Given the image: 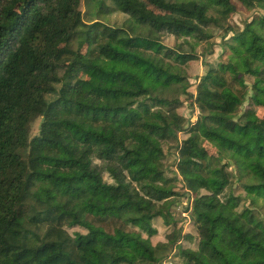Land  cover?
<instances>
[{
    "label": "trees",
    "instance_id": "obj_1",
    "mask_svg": "<svg viewBox=\"0 0 264 264\" xmlns=\"http://www.w3.org/2000/svg\"><path fill=\"white\" fill-rule=\"evenodd\" d=\"M81 1L0 0V264H162L175 248L183 264H264V0H238L261 11L242 28L234 0H85L88 20ZM113 11L124 22L100 19ZM218 32L190 122L156 90ZM178 183L193 246L153 243Z\"/></svg>",
    "mask_w": 264,
    "mask_h": 264
},
{
    "label": "rangeland",
    "instance_id": "obj_2",
    "mask_svg": "<svg viewBox=\"0 0 264 264\" xmlns=\"http://www.w3.org/2000/svg\"><path fill=\"white\" fill-rule=\"evenodd\" d=\"M108 1V0H106ZM236 4V10L230 15L228 22L229 24L242 28L243 25L257 18L261 11L258 8H246L244 7L238 0H234ZM253 4H257L253 2ZM146 6L151 8L155 12H158L153 6L146 2ZM87 6L85 0L81 1L80 10L84 14V18L86 20L91 17L90 13L87 12ZM100 19L112 25H119L126 19V15L113 11V13H102L100 15ZM222 32H218L219 38H215V44L213 46V50L211 54H202V46L196 47V57L187 61L184 65V72L186 74V80L179 84H173L166 89H157L156 94L161 97H166L168 99L178 98L181 101L180 107H178L177 111L182 114L188 121L194 122L196 117L198 116V111L195 107L191 105L192 95L195 93V85L197 83V78L201 76L207 69V64L214 65L220 58L224 57V50L220 43V35ZM230 35V33H228ZM162 41L164 44L168 46H173L177 41L170 35L162 37ZM178 41H181L179 39ZM82 78H90L87 74H77ZM246 82L248 85L251 84L252 78L247 76ZM58 86V85H56ZM185 87V88H183ZM246 104V103H245ZM246 106V105H245ZM245 106L243 108H245ZM263 114V109H257L254 113L257 119L261 118ZM38 124V119H36L32 124V131H36V127ZM184 133H177L178 138H182ZM203 145L211 152L215 150V144L211 142L204 141ZM173 146L172 142H164L163 147L167 152V156L165 159V163L168 169V175L173 176L174 172V158L175 153L173 149H170ZM104 178L108 179L106 174H104ZM180 183H178V192L179 196H176L175 204L172 206L171 211L176 220V224L174 226L164 227V224L160 220L153 221V225L157 228V234L151 237V241L155 243L156 241H166L168 239L182 241L185 246H193L192 242L183 241L180 238L181 234H185L186 232L194 233L193 223L190 219L189 209L191 204L190 195L186 193V191L181 187ZM234 192H242L237 185L234 186ZM78 228H71L69 230H76ZM162 264H183L180 255L175 248L162 262Z\"/></svg>",
    "mask_w": 264,
    "mask_h": 264
}]
</instances>
